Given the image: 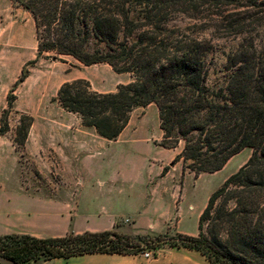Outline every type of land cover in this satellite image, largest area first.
I'll use <instances>...</instances> for the list:
<instances>
[{
	"label": "trees",
	"instance_id": "trees-1",
	"mask_svg": "<svg viewBox=\"0 0 264 264\" xmlns=\"http://www.w3.org/2000/svg\"><path fill=\"white\" fill-rule=\"evenodd\" d=\"M34 20L37 55L70 56L84 65L107 63L130 80L115 91L98 92L88 80L63 82L55 99L84 126L116 139L138 106L154 103L160 145L183 148L175 160L195 174L220 170L244 147L247 161L209 195L199 214L197 235L179 233L165 243L156 234L154 255L164 244L198 250L209 264H264V48L240 44L211 83L207 55L211 39L198 33L246 26L264 0H10ZM191 23L179 25L176 19ZM27 71L21 72L8 95ZM27 119V121H26ZM31 117L22 115L16 133L26 141ZM8 130L2 121L0 134ZM167 167L163 168V171ZM116 230L68 232L58 237L27 233L0 235V256L14 264L84 253H137L134 238Z\"/></svg>",
	"mask_w": 264,
	"mask_h": 264
},
{
	"label": "rangeland",
	"instance_id": "rangeland-1",
	"mask_svg": "<svg viewBox=\"0 0 264 264\" xmlns=\"http://www.w3.org/2000/svg\"><path fill=\"white\" fill-rule=\"evenodd\" d=\"M257 12L258 14L251 20L252 23L246 26V29H250L246 35L238 37L237 31L233 29L219 32H213L209 29L199 31L198 29V33L210 38L212 43V48L207 55L208 65L213 70L211 83L217 82L216 77L222 74L228 55L240 44L249 45V35L252 36L257 51L264 48V7L259 8ZM33 21V17L28 11L13 6L9 2L0 13V82L5 79L7 81L13 79L6 97L0 103V127L2 121L8 126V130L0 134V177L4 178L13 179L17 176L60 178L62 176L58 168L59 154L55 151V143L49 142L40 146L37 134L41 129H49L53 132L55 129H68L76 126V114L62 108L55 99L57 90L63 82L83 78L89 81L93 89L109 92L115 91L118 84L130 80L128 73H117L107 63L84 65L70 56H59L55 59L44 55L38 56ZM11 22L16 23L18 29H8ZM175 23L186 25L190 24L191 21L180 18L176 19ZM21 33V39L14 40L13 36ZM22 70L27 71V76L31 72L34 74V78H31V96H28V86L22 89L20 82L16 90L13 91L15 97L12 101V107L4 114L3 111L8 107V95ZM39 73H42L44 77L38 78ZM27 108L30 111H26ZM157 113L158 110L154 104L136 107L131 113L125 133H131L137 128L144 130L137 135L139 138L137 145L126 140L108 142L107 145L100 148L99 154L92 161L107 163L105 165H108L113 171L114 168L110 163L116 165L117 162H123L126 164L136 160V162L141 163L138 165L143 175L147 176L149 161L155 163L157 161L159 164L166 161V157H163V149L154 145H160L162 141V136L158 135ZM22 115L31 117L29 130L32 129V134H35L34 141L28 148L25 144L19 145V142L22 141V135L16 133V127ZM155 135L156 137L152 138L153 142L150 140L142 142L140 139L141 137L151 138ZM251 151L250 147L242 148L232 155L220 170L215 172L195 174L189 168H183V160H175V157L170 159L164 171L163 168H160L158 172H155V165L151 163V177L159 183V207L163 203L161 194L163 193L166 198L168 193L169 199L174 198L176 211L180 205L181 224L185 226L195 225L197 210L203 204L205 206L213 190L247 161ZM162 159L163 161H161ZM172 180L174 181L173 193L170 191ZM185 181V190L182 193L181 186ZM167 187L169 188L168 191ZM190 205H193V208H190ZM178 234L177 232H165L163 239L165 243L178 242ZM155 235L134 238L140 245L130 247V249L136 252L152 249L158 242ZM0 258L3 257L0 256Z\"/></svg>",
	"mask_w": 264,
	"mask_h": 264
},
{
	"label": "crops",
	"instance_id": "crops-1",
	"mask_svg": "<svg viewBox=\"0 0 264 264\" xmlns=\"http://www.w3.org/2000/svg\"><path fill=\"white\" fill-rule=\"evenodd\" d=\"M8 2L11 3L10 0H0V13ZM17 27L14 22L8 25V29H18ZM21 36L22 33L13 37L17 41ZM33 76L31 72L21 82L22 89L28 86V96H31ZM42 77L43 74L39 73L38 78ZM4 81L0 82V103L6 97L13 79ZM151 104L154 103L148 105ZM26 111L30 109L27 108ZM75 118L76 126L73 128L55 129L53 132L41 129L37 134L40 146L49 142L55 143V151L59 154L58 168L62 173L60 178L0 177V235L27 233L36 237H58L68 232L108 229L133 235L152 236L165 232L197 235L198 217L204 204L195 214V225H182L180 205L176 211L174 198L169 199L168 193L166 198L163 193L161 194L163 203L159 207V183L151 177V163L155 165V172L167 167L170 159L182 150V141L172 148L153 143L163 149L166 161L162 159V164L149 161L147 176L143 175L139 166L141 163L136 160L126 164L110 163L114 168L111 171L109 166L105 165L107 163L92 161L99 154L100 148L108 142L121 140L137 145L139 142L137 135L144 130L137 128L131 133H125L128 122L120 135L110 140L100 136L93 127L82 125L77 114ZM157 124L159 125L158 113ZM158 135H163L160 127ZM34 136L30 129L25 141L26 148L34 141ZM155 137L156 135L140 139L142 142L149 140L153 142L152 138ZM165 178L167 180V177ZM185 183L186 181L181 186L182 193L185 190ZM170 185V191L173 193V180ZM190 208H193V205H190ZM0 264L14 263L0 258ZM27 264H209V262L198 250L164 244L151 258H144L141 252L133 254L95 252L40 259Z\"/></svg>",
	"mask_w": 264,
	"mask_h": 264
},
{
	"label": "built area",
	"instance_id": "built-area-1",
	"mask_svg": "<svg viewBox=\"0 0 264 264\" xmlns=\"http://www.w3.org/2000/svg\"><path fill=\"white\" fill-rule=\"evenodd\" d=\"M141 254H142V256H143L144 258H151V257L154 256V252H153L152 249H147V250L141 252Z\"/></svg>",
	"mask_w": 264,
	"mask_h": 264
},
{
	"label": "water",
	"instance_id": "water-1",
	"mask_svg": "<svg viewBox=\"0 0 264 264\" xmlns=\"http://www.w3.org/2000/svg\"><path fill=\"white\" fill-rule=\"evenodd\" d=\"M56 57H52V59H55Z\"/></svg>",
	"mask_w": 264,
	"mask_h": 264
}]
</instances>
